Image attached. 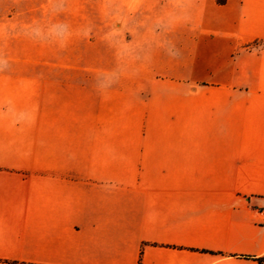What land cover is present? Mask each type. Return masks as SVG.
Returning <instances> with one entry per match:
<instances>
[{
	"label": "crops",
	"instance_id": "obj_1",
	"mask_svg": "<svg viewBox=\"0 0 264 264\" xmlns=\"http://www.w3.org/2000/svg\"><path fill=\"white\" fill-rule=\"evenodd\" d=\"M124 4L116 69L0 53V264H264V0Z\"/></svg>",
	"mask_w": 264,
	"mask_h": 264
},
{
	"label": "rangeland",
	"instance_id": "obj_2",
	"mask_svg": "<svg viewBox=\"0 0 264 264\" xmlns=\"http://www.w3.org/2000/svg\"><path fill=\"white\" fill-rule=\"evenodd\" d=\"M6 5L41 6V14H0V53L41 56L40 66L2 63L10 69H116L118 40L133 37V30H120L124 20L134 22L124 0H0Z\"/></svg>",
	"mask_w": 264,
	"mask_h": 264
},
{
	"label": "built area",
	"instance_id": "obj_3",
	"mask_svg": "<svg viewBox=\"0 0 264 264\" xmlns=\"http://www.w3.org/2000/svg\"><path fill=\"white\" fill-rule=\"evenodd\" d=\"M260 46H264V42L255 41L249 45V48H259Z\"/></svg>",
	"mask_w": 264,
	"mask_h": 264
},
{
	"label": "trees",
	"instance_id": "obj_4",
	"mask_svg": "<svg viewBox=\"0 0 264 264\" xmlns=\"http://www.w3.org/2000/svg\"><path fill=\"white\" fill-rule=\"evenodd\" d=\"M221 2H223V1H221ZM257 260H259L261 263H264V259L263 258H259ZM139 264H142V256L140 257Z\"/></svg>",
	"mask_w": 264,
	"mask_h": 264
}]
</instances>
